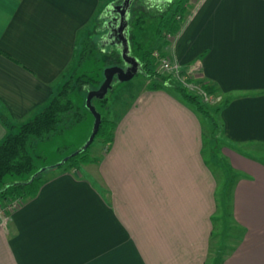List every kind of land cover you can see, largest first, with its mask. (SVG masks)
<instances>
[{
	"label": "crops",
	"instance_id": "1",
	"mask_svg": "<svg viewBox=\"0 0 264 264\" xmlns=\"http://www.w3.org/2000/svg\"><path fill=\"white\" fill-rule=\"evenodd\" d=\"M113 3L0 0V143L2 117L19 125L49 102ZM172 50L226 102L223 190L205 152L209 117L148 80L116 112L92 175L54 170L0 221V264H264V0H197Z\"/></svg>",
	"mask_w": 264,
	"mask_h": 264
},
{
	"label": "rangeland",
	"instance_id": "2",
	"mask_svg": "<svg viewBox=\"0 0 264 264\" xmlns=\"http://www.w3.org/2000/svg\"><path fill=\"white\" fill-rule=\"evenodd\" d=\"M122 1L123 0H117V3H121ZM196 2L197 0H188L186 9L183 13L181 22L182 24H184L188 18L189 9H191V7H193ZM166 3L167 2L165 0H134L131 9L130 27L128 31L131 44L133 46L134 53L132 52V54L136 55L138 53H142V51H138L136 47L137 45H140L142 49L151 48V57L153 60L152 66L157 71V74H159L160 77L164 79V82L167 81L169 84L168 87L173 90H175V87L184 88L190 94L197 96L205 109L208 110L213 120L209 118L212 123L208 121V119H206L204 123L206 130L205 135L207 136L205 152L207 154V159L211 162L213 169L215 170V174L218 175L219 191H221L223 190V183L220 178H222L226 171L229 172V175H232L231 167L229 168L227 164L225 165L226 162L222 155L221 150L223 145H221L222 138L218 128L217 120V113L219 112L218 109L224 104V100L221 98L218 88L211 85L210 82H207L206 79L203 78L202 70L199 66H193V68H191L189 65H187L182 67V64L174 59V55L171 53V51H173L172 48L174 47L175 38L179 31L176 30L174 33L160 29L158 31L159 20L152 10L155 6H159L162 8V10H165ZM170 11V14H172L174 12V8H172ZM157 14H160V12ZM139 15L143 18V20L138 21L136 19V17ZM105 33L106 28L100 29V25L95 24L89 29L86 37L90 35L93 39V42H102L104 40V43H106L105 45H109L107 44L108 42L106 37L104 38ZM155 52H159L160 54L165 55L167 58L170 57L171 61L174 64H178L180 67H173V64L170 65L169 68L162 67L161 62L155 55ZM78 63H81L80 56L76 55L74 64L64 76L59 89H61L62 85L69 79L72 73L78 75L83 72H87L90 74V76L96 78L98 82L90 85L88 89H78V92L72 96L76 104L81 108L80 110L84 115L81 121L66 128L62 133L55 134L50 139L36 142V145L33 149V154H39L41 156L36 158L37 167H50L45 170L43 174L44 176L57 169H67L65 168L66 166H52L58 164L66 156L71 155L73 152L81 148L89 139L93 130L95 117L93 113L85 106L86 97L90 90L98 88L99 83L104 80V71L106 67L104 68V62L102 59L96 60L95 58H88L83 63ZM148 80H150L149 84H151L152 80L149 79L143 72L137 73L132 79L128 81H119L117 77H115L112 87L107 93V100L104 101V103H98L95 101V104L104 115L111 119H115L116 112L124 109L126 101H130V98L134 99L139 90L143 88ZM17 130L18 128L15 129V131ZM99 143H102V145H99ZM109 146L110 145L105 143L103 139L96 138L89 148L91 157L95 158V161L84 163L81 162L76 167H74V169L77 170L76 168H78L80 165L85 174L92 175L94 171L85 165L97 162L100 157L103 156L104 152L108 150ZM208 156L212 157V161L210 158H208ZM222 165L225 167L223 168ZM22 178L24 177L9 175L6 179L7 181H15ZM94 183L99 184L101 189L104 192H107V187L97 177L96 181L94 180ZM225 185L227 184L225 183ZM22 200L23 199L20 200L19 204L13 210H9V208L6 207V203H1V208L5 207V213L4 216L0 217V221L11 220L14 210L21 205ZM219 204H221V201H219ZM218 215H220V211L218 212ZM216 225V236L220 238L222 235L221 221H217Z\"/></svg>",
	"mask_w": 264,
	"mask_h": 264
},
{
	"label": "trees",
	"instance_id": "3",
	"mask_svg": "<svg viewBox=\"0 0 264 264\" xmlns=\"http://www.w3.org/2000/svg\"><path fill=\"white\" fill-rule=\"evenodd\" d=\"M187 3L188 0H169L165 5V10H162L159 6L153 7V13L156 14L159 20L158 31L159 29L167 30L172 33L176 30L180 31L183 25L181 22ZM172 8H174V12L170 14ZM158 12H160V14H157ZM109 19V12L103 9L93 20L92 26L96 24L100 25V29L106 28ZM136 19L138 21L143 20L140 15L136 17ZM109 45H105L101 41L93 42L90 35L88 37L83 36L76 46V55L80 56L81 63L88 58H95L96 60H103L104 68L111 65H122L124 61L120 49L116 45ZM136 47L138 51H142V53H138L136 56H138L143 63L144 74L152 80L150 84L151 88L169 89L170 87H168L169 84L167 81L164 82V79L157 74V71L152 66L151 48L142 49L140 45ZM131 48L133 52L132 44ZM102 81L99 83L98 87L101 85ZM97 82L98 80L90 76L87 72L78 75L72 73L69 79L62 85L61 89L52 95L49 102L28 120L15 126V124H11L7 118L4 116L2 117V120L9 128V132L0 143V204L37 195L45 182L43 174L45 170L50 167H46L44 171L38 172L40 167L36 165V158L41 156L39 154H33L36 142L50 139L55 134L62 133L66 128L81 121L84 115L72 96L78 92V89H88L90 85ZM175 91H177L185 101L195 106L200 113L212 119L208 110L205 109L197 96L190 94L182 87H175ZM106 100L107 94L102 99L94 98L93 103L95 104V101L104 103ZM225 103L226 102H224V104ZM96 107L98 106L96 105ZM218 110H220V108ZM101 114L102 123L95 139L101 138L105 143L110 145L114 137L117 119H111L102 112ZM16 128H18L17 131H15ZM90 146L83 152L71 156L64 164L53 165L52 167L66 166L65 168L71 169L81 162L95 161V158L91 157L89 152ZM9 175L21 176L24 178L15 181H7L6 178ZM33 175H35V177L30 181Z\"/></svg>",
	"mask_w": 264,
	"mask_h": 264
},
{
	"label": "water",
	"instance_id": "4",
	"mask_svg": "<svg viewBox=\"0 0 264 264\" xmlns=\"http://www.w3.org/2000/svg\"><path fill=\"white\" fill-rule=\"evenodd\" d=\"M133 2L134 0H123L121 3H113L106 9V11L109 12L110 19L106 24V33L104 34V38L106 37V40L108 42L107 44L111 43V45H116L120 49L122 59L127 65H111L105 68V77L101 85L96 89L90 90L86 97L85 105L95 117L93 130L89 139L81 148L73 152L71 155L66 156L56 165H62L67 162L71 156L86 150L92 144L96 135L98 134L100 125L102 123V114L93 103V99L104 98L112 87V83L115 77H117L119 81H128L132 79L137 73H144L142 61L138 56L132 54V48L128 33L130 27L129 19ZM102 42L104 43V40ZM45 169L46 167L40 168L38 172L44 171ZM35 175L31 177L30 181L33 180Z\"/></svg>",
	"mask_w": 264,
	"mask_h": 264
},
{
	"label": "built area",
	"instance_id": "5",
	"mask_svg": "<svg viewBox=\"0 0 264 264\" xmlns=\"http://www.w3.org/2000/svg\"><path fill=\"white\" fill-rule=\"evenodd\" d=\"M155 55L157 56V58L161 62L162 67H164V68H169L170 65H172V64H173V67H180V66H178V64H174L171 61L170 57L167 58L165 55L160 54L159 52H155ZM19 202H20V200H16V201H12V202H7L6 203V207H8L9 210H13L19 204ZM4 208L5 207H3V208L0 209V217L4 216V213H5Z\"/></svg>",
	"mask_w": 264,
	"mask_h": 264
},
{
	"label": "flooded vegetation",
	"instance_id": "6",
	"mask_svg": "<svg viewBox=\"0 0 264 264\" xmlns=\"http://www.w3.org/2000/svg\"><path fill=\"white\" fill-rule=\"evenodd\" d=\"M162 1H163V0H162ZM165 1L168 2L169 0H165ZM122 65H123V66H124V65L126 66L127 64H125V63L123 62Z\"/></svg>",
	"mask_w": 264,
	"mask_h": 264
}]
</instances>
